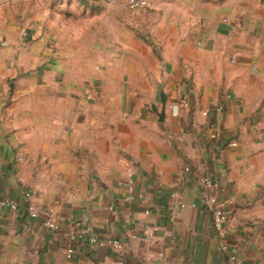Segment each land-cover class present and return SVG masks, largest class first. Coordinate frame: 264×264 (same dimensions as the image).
<instances>
[{
  "label": "crops",
  "instance_id": "obj_1",
  "mask_svg": "<svg viewBox=\"0 0 264 264\" xmlns=\"http://www.w3.org/2000/svg\"><path fill=\"white\" fill-rule=\"evenodd\" d=\"M56 2L0 28V264H264V0Z\"/></svg>",
  "mask_w": 264,
  "mask_h": 264
},
{
  "label": "built area",
  "instance_id": "obj_2",
  "mask_svg": "<svg viewBox=\"0 0 264 264\" xmlns=\"http://www.w3.org/2000/svg\"><path fill=\"white\" fill-rule=\"evenodd\" d=\"M128 5L131 9H141V8H151L153 5V0H128ZM237 26V25H236ZM29 36V32L26 30L23 32L22 35V42L26 41ZM9 42L6 39H0V45L6 46L8 45ZM188 169V168H187ZM203 182L207 186H212L213 181L205 177L203 178ZM119 185L123 187H127L128 189L132 190L133 189V181L132 180H127V181H119ZM26 196L30 197V200L28 201V204L26 205V209L29 213V215L32 218H39L43 213V211L39 208V206L34 202L31 197L33 196L34 192L33 191H28L25 193ZM214 202H216L215 199H213ZM0 206L2 207H7L13 210H16L20 207V203L16 200L13 199H8V198H0ZM179 207H186V203L183 200L182 195L179 192H173L171 194V202L169 205V210L170 213L173 214L177 208ZM45 225L51 228H58L59 225L57 221L55 220L54 216L51 213H46L45 215ZM213 218H214V225L216 229L220 232V234L224 235L225 234V225L229 219V213L226 211L223 207L222 204L216 203L215 208L213 211ZM158 230L157 226L153 227H146L143 231V238L147 241L152 240V238L155 236L156 231ZM82 233L85 236H88V239L91 243H98L99 245H113L116 248H120L121 244L118 240H102L98 238L96 235L89 233L86 229H82ZM74 250L72 248L68 249V256H71V253ZM232 261L234 264H242V262L238 259L236 255L231 256ZM118 264H123V262L120 260L118 261Z\"/></svg>",
  "mask_w": 264,
  "mask_h": 264
},
{
  "label": "rangeland",
  "instance_id": "obj_3",
  "mask_svg": "<svg viewBox=\"0 0 264 264\" xmlns=\"http://www.w3.org/2000/svg\"><path fill=\"white\" fill-rule=\"evenodd\" d=\"M57 0H0V28L11 26L30 28L36 24L45 26L59 25L69 21L66 4ZM68 19V20H67ZM58 28V27H57ZM55 28V31L58 29ZM28 31V30H27Z\"/></svg>",
  "mask_w": 264,
  "mask_h": 264
},
{
  "label": "water",
  "instance_id": "obj_4",
  "mask_svg": "<svg viewBox=\"0 0 264 264\" xmlns=\"http://www.w3.org/2000/svg\"><path fill=\"white\" fill-rule=\"evenodd\" d=\"M162 103H163V107H162V110L160 112V118L163 119L164 116H165V105H166V100L165 99H162Z\"/></svg>",
  "mask_w": 264,
  "mask_h": 264
}]
</instances>
